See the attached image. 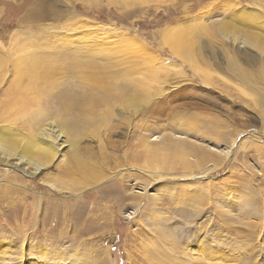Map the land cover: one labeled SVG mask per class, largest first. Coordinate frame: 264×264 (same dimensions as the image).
Wrapping results in <instances>:
<instances>
[{
    "label": "rangeland",
    "instance_id": "rangeland-1",
    "mask_svg": "<svg viewBox=\"0 0 264 264\" xmlns=\"http://www.w3.org/2000/svg\"><path fill=\"white\" fill-rule=\"evenodd\" d=\"M0 264H264V0H0Z\"/></svg>",
    "mask_w": 264,
    "mask_h": 264
},
{
    "label": "bare ground",
    "instance_id": "bare-ground-1",
    "mask_svg": "<svg viewBox=\"0 0 264 264\" xmlns=\"http://www.w3.org/2000/svg\"><path fill=\"white\" fill-rule=\"evenodd\" d=\"M185 31V30H184ZM179 33V32H178ZM178 33L176 34L175 33V35L171 38V36L169 37H167V43H169V41H171L170 42V45L175 49V50H179L178 49V47H177V43H176V41H178L179 40V38L178 37H176V36H178ZM181 34V33H180ZM181 37V36H180ZM166 38V37H165ZM170 38H171V40H170ZM123 43V42H122ZM39 61V60H38ZM35 63V62H34ZM18 64V63H17ZM37 64V63H36ZM91 65V64H90ZM129 65V64H128ZM27 66H30V65H27ZM130 67V66H129ZM132 67H130V69H128L127 71H126V74H128V76H131L132 74H133V72H134V70H133V68L131 69ZM85 69V68H84ZM91 69V68H90ZM22 71V70H21ZM19 72H20V69H19ZM128 80H130V79H128ZM48 130V132L46 133L47 135H46V137H47V140H49V143L51 144V145H53V146H56L55 145V143H59L61 140H62V138H63V135H62V132L61 131H58V130H54L53 128H50V129H47ZM60 146H62V144H59V146H56V150L57 149H59L60 148ZM185 147V146H184ZM186 148V147H185ZM184 149V148H183ZM226 153V152H225ZM229 154H227V156H228ZM225 156H226V154H225ZM85 160V159H84ZM88 163V162H87ZM81 166V165H80ZM86 166V165H85ZM70 167V166H69ZM37 170H40V168H36ZM77 169V168H76ZM91 169H92V167H91ZM85 170V169H84ZM89 170H90V168H89ZM80 171V170H79ZM80 173H84V172H80ZM79 173V174H80ZM92 173V172H91ZM97 173V172H96ZM99 173V172H98ZM78 174V173H77ZM86 174V173H85ZM93 174H94V172H93ZM86 176H88V175H86ZM82 178V177H81ZM89 178V177H88ZM91 178V177H90Z\"/></svg>",
    "mask_w": 264,
    "mask_h": 264
}]
</instances>
